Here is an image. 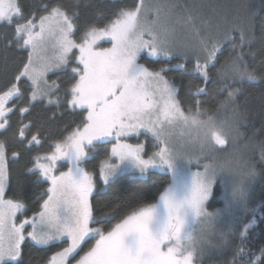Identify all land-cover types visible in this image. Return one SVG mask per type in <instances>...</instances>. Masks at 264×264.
Listing matches in <instances>:
<instances>
[{
    "label": "snow or ice",
    "instance_id": "1",
    "mask_svg": "<svg viewBox=\"0 0 264 264\" xmlns=\"http://www.w3.org/2000/svg\"><path fill=\"white\" fill-rule=\"evenodd\" d=\"M260 11L264 27V5ZM41 12L26 13L23 0H0V29H11V35L0 32V40L27 52L0 88V264H23L28 244L58 249L44 264H197L206 248L229 245L233 237L239 243L227 264H264V245L247 246L257 216L264 219V201L253 205L250 195L257 178L264 182V141L255 145L258 159L218 155L246 136L238 103L244 84L264 83V72L249 63L259 51L264 66V46L251 48L257 13L243 4L231 20L213 25L201 17L198 26L196 5L116 0L104 23L81 26L77 4L47 0ZM178 26H191L197 43H176ZM226 44L231 47L220 62ZM190 50L196 55L189 70ZM177 58L184 62L172 65ZM173 69L192 77L187 94L194 103L187 107L166 75ZM49 73L62 75L49 80ZM210 83L223 96L211 114L200 99ZM37 103L64 107L80 121L59 137L44 135L32 120L25 122ZM17 109L18 147L10 149L2 137ZM141 136L145 141L131 142ZM100 149L103 158L89 169ZM25 155L17 180L21 195L9 196L11 165ZM156 171L169 180L155 193L137 199L119 218L117 202L97 214L92 197L98 183L108 188L125 173L146 177ZM217 182L224 185L223 207L209 211ZM29 184L47 185L31 215L24 195ZM219 228L225 229L222 243L213 245L209 237Z\"/></svg>",
    "mask_w": 264,
    "mask_h": 264
},
{
    "label": "trees",
    "instance_id": "2",
    "mask_svg": "<svg viewBox=\"0 0 264 264\" xmlns=\"http://www.w3.org/2000/svg\"><path fill=\"white\" fill-rule=\"evenodd\" d=\"M47 0H23L25 11H36L37 15L42 14L41 9L43 3ZM65 2H70L78 5V11L80 12L79 23L83 26L86 22H99L104 23L105 18L111 15L113 11V5L116 0H65ZM177 3L183 5H196L198 6V11L200 17L197 18V25L200 26V18L209 19L211 18L212 24L215 25L216 21L221 18H227L231 20L236 14L237 10L243 4H248L253 11L257 13L256 15V39L251 45V48L256 51L264 46V27L260 24L261 17V5H264V0H176ZM122 3L127 5H132L133 0H122ZM195 15V13H193ZM184 26H178V28H183ZM184 38H190L184 41H175L178 44L190 43L195 45L197 43L196 36L191 26H185ZM179 30V29H178ZM202 34L206 31L201 27ZM0 32H6L11 35V29H0ZM213 34L215 33V28H212ZM194 40H193V37ZM183 39V37H182ZM231 47L230 44H226L222 53L219 55V61L222 62L228 54V49ZM196 55L195 50H190L188 52L187 68L190 70ZM27 52L16 49L15 47H6L5 42L0 40V88H2L12 77L16 74L18 68L21 65V61L26 60ZM262 56L257 51L255 58L249 57V63L256 68L258 72H264V66L261 64ZM141 60V63H144ZM184 62L181 59H173L171 61L172 65ZM150 67L159 68L160 64H151ZM220 65L216 64V67L211 69L213 76L215 75L216 68ZM170 80H173L179 89V98L183 102L184 106L187 107L189 104L194 103L192 97L188 93V82L192 79L189 72H184L182 70L173 69L166 73ZM203 101V107L209 109L210 114L214 113L216 110V105L220 100L223 99L222 95L217 94L216 86L212 83L208 85L207 95L200 97ZM238 103L240 105V110L243 114V121L241 126V131L246 133L245 138L239 140L238 142L229 145L226 152L218 153L219 156L224 157L229 154L243 155L245 157L254 155L257 159L259 158L258 145L261 141H264V83L260 82H246L244 84V91L240 95ZM23 106V105H20ZM55 113V117H53ZM230 113H222L221 115H229ZM18 109L15 114L11 116L12 128L9 131L3 133V137L9 143V148L14 149L18 147L13 139V133L15 132L18 121H19ZM30 119L33 121L36 128H40L42 134L50 135L51 137H59L66 134L67 131H71L77 123L80 121V117L70 113L64 107L57 109L54 106L45 108L42 103H37L35 107L32 108L30 116L27 117L25 122ZM145 137L141 136L139 141L133 139L131 142H141L145 141ZM152 141L150 138L147 142ZM247 145V147H245ZM148 148V147H147ZM47 150V144L40 148L41 152ZM103 158V149H100V154L96 156L94 160L91 161L94 166L98 165L99 160ZM28 162V156H23L18 163L11 165L12 172V191L9 192V196L15 195L20 197L21 193L17 187V180L20 174L24 170L25 164ZM195 170V168L193 169ZM169 177L159 171L148 174L146 177H133L129 173L122 175L120 179L116 181L111 187L97 189L92 197V202L97 209V214L105 208L106 205H111L113 202H117L121 205L120 212L117 215L123 214L124 211L130 205H133L137 199H142L146 195L155 193L162 184L166 183ZM46 184L35 185L29 184L24 195L27 197L26 202L29 207V212L38 210V205L40 203L38 197L43 188H46ZM251 200L252 204H258L264 201V182L260 178H257L255 184L251 189ZM224 199V185L217 182L214 187L213 195L208 202L209 211H215L217 208L223 207ZM256 226L250 230V234L247 238V246L252 249H258L261 245H264V219H261L259 215L257 216ZM115 223V220L112 221ZM110 226V225H109ZM234 227H239L235 224ZM224 228H219L214 235H212L209 240L213 245L221 244L222 238L220 236V231H224ZM239 243L238 237H233L229 245L221 247H211L206 248L205 253L202 257H198L197 264H227L232 257V247ZM58 250L53 247L47 251L40 249L39 247L32 246L28 244L24 247L23 264H44L52 252Z\"/></svg>",
    "mask_w": 264,
    "mask_h": 264
},
{
    "label": "rangeland",
    "instance_id": "3",
    "mask_svg": "<svg viewBox=\"0 0 264 264\" xmlns=\"http://www.w3.org/2000/svg\"><path fill=\"white\" fill-rule=\"evenodd\" d=\"M185 27V26H184ZM178 28L177 29V32H176V35H175V41H177V42H179V41H184V32H185V29L186 28ZM182 37H183V39H182ZM193 37V36H192ZM190 38H187V39H185V40H189ZM193 40H194V37H193ZM195 40H197V37H196V39ZM103 46H105V47H108V46H110L109 44H107V43H105V44H103ZM62 74L61 73H56V74H53V73H49L48 74V79L49 80H53V79H57V77L58 76H61ZM143 141V140H142ZM146 147H148L147 148V150L150 152V151H152L153 149H152V141H150V142H146ZM88 167H89V169H91L92 167H94V164H92L91 162L89 163V165H88ZM130 174V173H129ZM132 175V174H131ZM133 176V175H132ZM133 177H140L138 174H136L135 176H133ZM101 188H105V186L104 185H102V184H100V183H98V186H97V189H101ZM96 189V190H97ZM28 215H31L30 213H28ZM212 236V235H211ZM210 236V237H211ZM209 237V238H210ZM89 243H91V242H89ZM87 247H88V245H85V250H87ZM82 254V253H81Z\"/></svg>",
    "mask_w": 264,
    "mask_h": 264
}]
</instances>
